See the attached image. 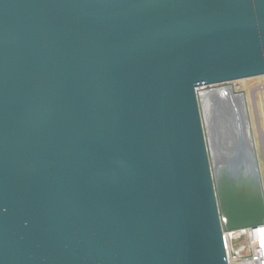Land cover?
Segmentation results:
<instances>
[{"label": "water", "instance_id": "obj_1", "mask_svg": "<svg viewBox=\"0 0 264 264\" xmlns=\"http://www.w3.org/2000/svg\"><path fill=\"white\" fill-rule=\"evenodd\" d=\"M259 76L264 0H0V264H229Z\"/></svg>", "mask_w": 264, "mask_h": 264}, {"label": "rangeland", "instance_id": "obj_2", "mask_svg": "<svg viewBox=\"0 0 264 264\" xmlns=\"http://www.w3.org/2000/svg\"><path fill=\"white\" fill-rule=\"evenodd\" d=\"M264 76L217 84L215 86L199 87L197 92H208L214 88L226 85L234 89V93H243L249 119V133L253 139L258 168L264 189V91L260 89Z\"/></svg>", "mask_w": 264, "mask_h": 264}, {"label": "built area", "instance_id": "obj_3", "mask_svg": "<svg viewBox=\"0 0 264 264\" xmlns=\"http://www.w3.org/2000/svg\"><path fill=\"white\" fill-rule=\"evenodd\" d=\"M228 86L220 89L226 90ZM260 89L264 91V82ZM223 243L229 264H264V223L223 232Z\"/></svg>", "mask_w": 264, "mask_h": 264}, {"label": "bare ground", "instance_id": "obj_4", "mask_svg": "<svg viewBox=\"0 0 264 264\" xmlns=\"http://www.w3.org/2000/svg\"><path fill=\"white\" fill-rule=\"evenodd\" d=\"M221 92L219 93V95H221V94H224V92L222 93V91L223 90H225V89H219ZM205 93H203V95H204ZM208 94V93H207ZM208 95H205L204 97H207Z\"/></svg>", "mask_w": 264, "mask_h": 264}]
</instances>
